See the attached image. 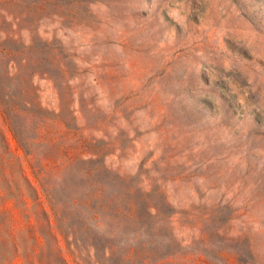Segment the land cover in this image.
Here are the masks:
<instances>
[{
    "label": "rangeland",
    "instance_id": "1",
    "mask_svg": "<svg viewBox=\"0 0 264 264\" xmlns=\"http://www.w3.org/2000/svg\"><path fill=\"white\" fill-rule=\"evenodd\" d=\"M3 7L20 52L0 80L19 98L34 86L53 135L25 154L4 127L12 160L40 195L136 207L75 217L85 262L64 250L56 264H264V0Z\"/></svg>",
    "mask_w": 264,
    "mask_h": 264
},
{
    "label": "trees",
    "instance_id": "2",
    "mask_svg": "<svg viewBox=\"0 0 264 264\" xmlns=\"http://www.w3.org/2000/svg\"><path fill=\"white\" fill-rule=\"evenodd\" d=\"M3 2L4 0H0V59L2 61L5 59L4 69L8 73L14 68L12 60L20 50L5 44L7 40L18 39L14 37L18 31L13 27L7 29L3 27L8 18L12 20V24L17 23L15 21L17 17H11L5 11ZM19 58L21 62L26 60L27 56L21 53ZM21 94V98L15 96L0 80V135L3 142L0 150V202L5 200L12 202L11 208L0 209V246L6 249L5 254L0 253V264H12L17 257L24 259L21 264H56L49 253L62 259L61 252L64 250H68L74 256L75 262L79 260L85 262L77 243V230L73 225V219L75 217L80 219L85 214L96 216L97 212L103 215L105 211H110L108 214L116 216L125 214L135 216L136 207L133 203L125 207L117 202L113 205L105 203L97 206L101 191H83L82 195L73 193L67 200H59L54 197L53 188L46 185L40 195L25 175L19 158L15 157L12 160L13 154L7 151L8 146L5 143L4 127L11 132L25 154L33 151L36 139L51 140L53 136L44 113L32 108L33 105H38L34 86L30 84L29 87H23ZM32 130L33 135H28ZM80 138L82 139V136ZM29 197L31 205L28 204ZM38 234L44 238L42 243L39 242ZM69 236L71 239H68ZM61 238L65 241V249L61 245ZM106 248L111 252L113 245ZM136 253L137 249L132 252L134 255Z\"/></svg>",
    "mask_w": 264,
    "mask_h": 264
}]
</instances>
